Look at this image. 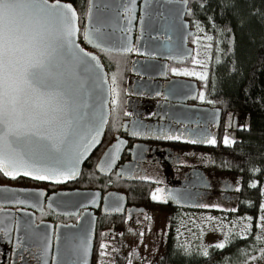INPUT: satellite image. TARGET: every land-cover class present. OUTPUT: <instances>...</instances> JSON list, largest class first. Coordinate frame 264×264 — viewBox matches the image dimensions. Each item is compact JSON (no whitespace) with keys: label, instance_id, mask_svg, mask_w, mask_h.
Here are the masks:
<instances>
[{"label":"flooded vegetation","instance_id":"flooded-vegetation-1","mask_svg":"<svg viewBox=\"0 0 264 264\" xmlns=\"http://www.w3.org/2000/svg\"><path fill=\"white\" fill-rule=\"evenodd\" d=\"M59 1L73 5L81 46L104 66L109 118L77 177L0 174V264H77L85 248L90 264H166L169 254L192 253L180 235L185 218L224 221L237 212L241 181L229 155L249 124L245 113L216 92L209 80L214 73H201L199 23L193 12L185 16L194 31L187 40L189 58H171L164 50L157 58L150 40L172 42L174 32L147 29L143 0L124 1L116 15L97 20L98 27L114 26L130 38L127 51L120 53L85 42L90 0ZM213 139L215 144L209 143ZM157 189L163 191L153 200ZM72 192L86 196L73 198ZM88 216L92 222L81 227ZM151 218L164 223L157 249L146 230ZM101 244L107 246L104 256Z\"/></svg>","mask_w":264,"mask_h":264},{"label":"water","instance_id":"water-1","mask_svg":"<svg viewBox=\"0 0 264 264\" xmlns=\"http://www.w3.org/2000/svg\"><path fill=\"white\" fill-rule=\"evenodd\" d=\"M131 0H90L89 12L86 18L85 32L92 35V42H85L88 46L95 49H106L108 51L124 53L128 48L127 43H130V38L123 36L120 31L114 26L98 27L97 20L101 17L108 18L116 15L117 4ZM56 1H49V5L55 4ZM61 4H70L64 1H59ZM100 2H108L109 4H99ZM103 6V8H102ZM73 7V5H72ZM143 7L147 10L144 25L152 32L159 31L165 27L174 32L172 42L161 43L159 39H151L150 47L156 51L157 58L164 50L165 55L169 54L171 58L184 55L189 58L191 55V47L188 46V36L194 31L190 29L189 22L185 19L186 15H191L192 8L188 0H143ZM75 10V8L73 7ZM76 11V10H75ZM157 17H153L154 12ZM160 11L167 16V20L163 21L160 17ZM77 13V12H76ZM174 18L172 20L171 18ZM19 31L17 35L20 37L19 47L21 51L15 54L14 61H18L17 67L26 64L33 56L38 55L39 51L47 50L52 52V76L49 79V87L45 90L46 95L43 99L32 97L29 103L32 105H42V109L49 112L50 116H58L59 113L53 112L52 109L57 107V94L68 93L73 98V111L70 114L72 119L71 129L69 132V143L75 151L84 152L80 158V162L75 164L76 175H67L68 170L74 165L73 151L62 153L51 152V145L48 141H35L28 143L27 141H19L13 145L17 151H23L26 158L31 157L32 160L41 168L56 169L57 174L52 176L58 178H75L80 174L83 163L89 157L91 152L100 143L109 118V82L107 74L99 57L94 52H89L84 49L79 42V23L78 15L76 21L77 32L74 37V47L64 44L59 47L62 41L55 38L62 31L63 25L59 20L49 19L43 14H38L35 11L22 10L18 18ZM174 26V29H172ZM119 42H123L121 46ZM35 45V46H33ZM125 45L127 48H125ZM87 55H84V54ZM155 53V52H154ZM91 57H95L92 60ZM98 65V67H97ZM23 99V98H22ZM17 108H21V104H17ZM40 111L41 108H37ZM67 119V118H66ZM101 124L103 125L101 127ZM97 136V143L84 151V145L90 142L91 136ZM59 131V129H57ZM46 147L49 152L46 156L39 155L41 147ZM73 198L86 196L84 192H72L68 195ZM92 222L88 216L81 220L80 226ZM80 229V228H79ZM91 254L88 253L78 260L77 264H90Z\"/></svg>","mask_w":264,"mask_h":264},{"label":"trees","instance_id":"trees-1","mask_svg":"<svg viewBox=\"0 0 264 264\" xmlns=\"http://www.w3.org/2000/svg\"><path fill=\"white\" fill-rule=\"evenodd\" d=\"M188 1L198 25L221 39L218 54L213 52L218 59L208 68L214 73L209 80L233 110L245 113L249 119L248 130L229 156L241 181L237 212L233 215L255 219L264 186V0ZM253 232L252 229L247 237L234 236L223 249L209 247L207 256L184 250L181 255L169 254L165 263L216 264L242 258L258 245H253ZM244 246L248 249L239 256Z\"/></svg>","mask_w":264,"mask_h":264},{"label":"snow or ice","instance_id":"snow-or-ice-1","mask_svg":"<svg viewBox=\"0 0 264 264\" xmlns=\"http://www.w3.org/2000/svg\"><path fill=\"white\" fill-rule=\"evenodd\" d=\"M22 10L35 11L49 19L59 20L63 25L62 31L55 38L63 42L59 47H63L64 44L74 47V37L77 32V13L71 4H61L59 0L51 5L48 0H0V174L12 179L22 174L31 176L35 180H45L56 175V169L39 167L31 157L26 158L23 151H17L13 147L15 143L22 140L28 143L35 140L37 142L48 141L51 145V152L54 153L73 151L74 165L68 170L67 175L74 177L76 175L75 164L80 162L84 152L71 148L69 132L66 130V127L67 129L72 127L70 118L74 103L72 96L68 93L57 94V107L52 111L59 113L58 116H50L48 111L42 109V105L29 103L32 97L42 100L46 95L45 90L50 86L49 79L52 76V53L56 49L53 48L52 52L46 49L38 50V55L33 56L20 67H17L18 61H14L15 54L21 51L18 46L20 37L17 33L19 31L18 18ZM84 39L92 42V35L85 32ZM91 59L96 58L91 57ZM17 104H21L20 109L17 108ZM38 107L41 108L40 111L36 110ZM99 134L97 130L96 134L91 136L90 142L84 145L85 152L88 147L98 142ZM228 142L225 138V143ZM209 143L215 144V140ZM119 147V144L114 145V150L118 152ZM48 152L49 150L42 146L39 155L46 156ZM251 186L257 187L256 184ZM162 191V189H157L152 194V199L157 200V193ZM160 199L161 202H167L166 198ZM261 210L264 211V205H261ZM261 220L264 222V217H261ZM261 226L264 228V223ZM245 227L250 226L245 225ZM216 247L223 249L225 244L220 243ZM106 249L107 246L101 244L100 256L106 255ZM84 254L87 255V248L84 249ZM204 255H208L207 251Z\"/></svg>","mask_w":264,"mask_h":264},{"label":"rangeland","instance_id":"rangeland-1","mask_svg":"<svg viewBox=\"0 0 264 264\" xmlns=\"http://www.w3.org/2000/svg\"><path fill=\"white\" fill-rule=\"evenodd\" d=\"M199 30V45L198 54L200 58L201 73L208 69L209 61L217 60L218 56H214L213 52L219 50L218 46L221 43V39L217 38L215 33L207 32L198 26ZM211 37V39H209ZM218 54V51H217ZM261 205H264V186L262 190V201L260 204V210L256 220H252L250 216H234L227 220H215L207 221L198 217L197 215L187 217L182 221L180 235L183 239V245L186 249L193 250V252L199 253L200 256L208 250L209 247H216V245L223 243L227 246L228 242L234 236L247 237L252 229L254 230L253 245H257L250 253L248 252L242 258L235 257L228 258L227 260H221L216 264H264V228H262L261 217H264V211L261 210ZM250 218V219H249ZM146 230L150 231L151 237H153L150 243L151 247L156 245V249L161 241V236L164 232V223L156 218H151L146 221ZM249 225L250 227H245ZM257 243V244H255ZM250 244L249 246H251ZM161 246V245H160ZM248 246V247H249ZM155 249V250H156ZM247 247L239 250V256L245 254ZM243 250V251H241Z\"/></svg>","mask_w":264,"mask_h":264}]
</instances>
